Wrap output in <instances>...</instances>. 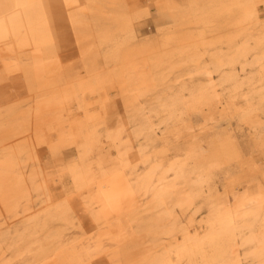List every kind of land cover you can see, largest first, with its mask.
<instances>
[{
	"label": "rangeland",
	"instance_id": "1",
	"mask_svg": "<svg viewBox=\"0 0 264 264\" xmlns=\"http://www.w3.org/2000/svg\"><path fill=\"white\" fill-rule=\"evenodd\" d=\"M100 8L5 81L0 264H264V0Z\"/></svg>",
	"mask_w": 264,
	"mask_h": 264
},
{
	"label": "bare ground",
	"instance_id": "2",
	"mask_svg": "<svg viewBox=\"0 0 264 264\" xmlns=\"http://www.w3.org/2000/svg\"><path fill=\"white\" fill-rule=\"evenodd\" d=\"M101 1L105 0H0V49L5 50V53L0 55V101L5 99L4 94H7L5 92V87L7 86L5 81L8 80V83L12 85L22 81L21 78L20 81H13L19 75V70H21L20 72H22L24 77L27 74L31 79L30 74L33 73L32 71L39 68V64L36 61L40 57L39 54L35 56L34 53L41 51L44 54H53V51H56V49L54 50L56 37L60 36L62 32L67 31V29H74V27H77V24L83 23L81 22L83 12H80L79 9L90 11L92 8H96L90 14L96 16L103 15L100 8ZM72 39L70 38V41ZM17 69L18 73L16 76L12 72ZM13 75L16 77L11 80ZM9 79L14 83L9 81ZM21 83H17V86H21L23 89L24 86L22 87V84L24 83ZM10 87L12 88L11 85ZM19 87L15 86L14 88H18L20 91ZM18 89L16 93H20ZM9 93L11 94V90ZM9 99H11V96ZM1 104L0 106L2 107ZM5 115L7 116V114ZM2 151L0 152L3 153L4 151ZM2 156L0 154V182L4 179L3 177L10 165L7 151L4 157ZM229 220L226 219V222L229 223ZM42 251L43 249L41 248L36 252V255ZM27 260H29V257H25L23 262Z\"/></svg>",
	"mask_w": 264,
	"mask_h": 264
}]
</instances>
